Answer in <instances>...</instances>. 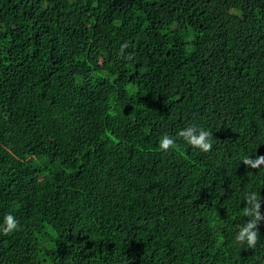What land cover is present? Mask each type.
Returning <instances> with one entry per match:
<instances>
[{"label":"trees","instance_id":"1","mask_svg":"<svg viewBox=\"0 0 264 264\" xmlns=\"http://www.w3.org/2000/svg\"><path fill=\"white\" fill-rule=\"evenodd\" d=\"M256 156L264 0H0V264H264Z\"/></svg>","mask_w":264,"mask_h":264},{"label":"clouds","instance_id":"2","mask_svg":"<svg viewBox=\"0 0 264 264\" xmlns=\"http://www.w3.org/2000/svg\"><path fill=\"white\" fill-rule=\"evenodd\" d=\"M129 47L128 42H125L120 47V53L122 58L132 60L131 54H125V50ZM187 144L193 148H197L202 152H210L213 148L210 142L212 133L204 130L203 128H197L196 126H189L177 133ZM175 145V139L165 134L159 142L161 150L167 151ZM245 166L257 169L264 166V156H256L255 158L245 157L242 160ZM246 206L242 210L244 217H248V221L243 225L238 226L239 230L235 235V241L240 244H246L249 249H254L260 240L258 224L261 220H264V216L261 215V198L257 192L253 191L248 193L245 197ZM19 222L12 214H7L3 218V223L0 224V232L7 235L11 232L18 230Z\"/></svg>","mask_w":264,"mask_h":264}]
</instances>
